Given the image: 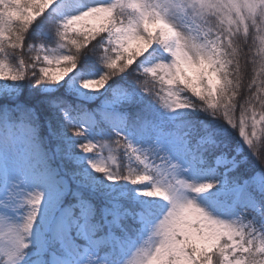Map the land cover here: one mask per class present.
Masks as SVG:
<instances>
[{"label":"snow or ice","instance_id":"1","mask_svg":"<svg viewBox=\"0 0 264 264\" xmlns=\"http://www.w3.org/2000/svg\"><path fill=\"white\" fill-rule=\"evenodd\" d=\"M0 264H264V0H0Z\"/></svg>","mask_w":264,"mask_h":264},{"label":"rangeland","instance_id":"2","mask_svg":"<svg viewBox=\"0 0 264 264\" xmlns=\"http://www.w3.org/2000/svg\"><path fill=\"white\" fill-rule=\"evenodd\" d=\"M105 155H107V153H105Z\"/></svg>","mask_w":264,"mask_h":264},{"label":"trees","instance_id":"3","mask_svg":"<svg viewBox=\"0 0 264 264\" xmlns=\"http://www.w3.org/2000/svg\"><path fill=\"white\" fill-rule=\"evenodd\" d=\"M71 131V130H70Z\"/></svg>","mask_w":264,"mask_h":264}]
</instances>
